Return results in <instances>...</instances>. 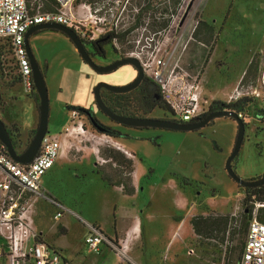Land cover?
I'll return each mask as SVG.
<instances>
[{
  "label": "rangeland",
  "instance_id": "374dc122",
  "mask_svg": "<svg viewBox=\"0 0 264 264\" xmlns=\"http://www.w3.org/2000/svg\"><path fill=\"white\" fill-rule=\"evenodd\" d=\"M159 1L151 0L154 5ZM40 4L42 10L54 7L48 1ZM130 7L128 0H97L94 3L76 0L73 3L71 12L81 19V29L86 31L81 41L97 65H108L130 52L144 58L157 44L149 30L138 28L129 33L124 42L113 40L106 44L104 58L91 54L90 38L96 39L112 28L120 32L130 25L133 15L138 13L137 8L129 10ZM80 11L83 17L79 15ZM151 13L149 11L146 18ZM200 20L213 28L211 37L206 36L208 28L202 26L196 30L197 35L193 34ZM166 34L172 39L171 45L178 37L186 44L181 66L190 75L199 72L202 95L209 101L226 104L247 98L239 111L245 135L239 155L231 166L244 180L251 176L252 179L261 178L264 175V103L251 92L263 89L264 0H183L157 41ZM28 42L48 90V132L63 134L64 128L73 126L72 121L75 126L80 121L83 123V132L62 135L66 141L65 154L80 161L87 155L83 152L88 148L94 151L96 145L116 149L115 141L133 143L134 155H126L133 161L140 178L138 198L135 202H125L117 191L100 179L98 168L110 175L113 173L107 161L100 157L99 148L94 156V167L88 171L68 170L64 165L59 167V161H56L43 176L42 187L49 199L57 204L43 198H26L27 214L32 218L35 233H40L43 239L60 249L73 264H117V258L105 248L98 254L86 249V223H96L109 238L117 234V239H123L126 235L119 233L122 220L115 223V217L117 213L119 217L124 215L126 209L133 211L141 221L139 239L129 241V255L138 264H237L241 257L240 233L234 240H230L228 233L223 236L217 231L212 236L197 235L190 223L197 216H228L233 218L228 225L229 231H239L243 226V210L251 205L249 201L243 204V199L250 190L234 182L225 170V161L233 149L237 131L234 120L217 117L195 131L124 127L97 109L94 97L89 93L98 82L111 85L131 82L135 72L130 65H122L113 73L98 74L82 61L64 34L52 29L33 33ZM251 62L252 70L241 82ZM91 79L97 82L88 91ZM101 98L119 114L162 118V112L157 108L150 114H143L136 90L120 94L101 91ZM154 98L158 99V94H154ZM38 101L36 93L27 94L20 83L10 82L0 71V119L6 125L17 153L26 149L35 133ZM76 106L90 110L101 125L118 131L119 136L100 133L82 111L73 108ZM72 109L79 118L71 119ZM32 113H35L34 120ZM12 123L17 126V131ZM27 124L28 130L24 134ZM170 177L176 178L188 195L186 210L177 211L175 204H170V195L174 194L167 185ZM252 204V215L256 218L257 208L261 205ZM60 211L62 215L55 217ZM147 211L152 214V221L147 220ZM125 218L129 220L130 217ZM155 237L158 238L156 243ZM190 249L194 253L188 255Z\"/></svg>",
  "mask_w": 264,
  "mask_h": 264
},
{
  "label": "built area",
  "instance_id": "2783aa9c",
  "mask_svg": "<svg viewBox=\"0 0 264 264\" xmlns=\"http://www.w3.org/2000/svg\"><path fill=\"white\" fill-rule=\"evenodd\" d=\"M42 1H48L54 7L42 10ZM75 1L0 0V71L10 82L20 83L27 94L33 93L35 87L24 43L26 31L35 25L55 23L72 29L82 39L86 31L81 29V19L71 12ZM79 15H83L82 11ZM158 37L155 38L157 44L144 58L134 52L126 53L125 57L137 59L142 73L157 88L169 120L178 123L197 121L212 103L202 95L199 72L190 75L182 68L180 59L186 44L181 43V37L172 45L167 34L159 41ZM261 84L263 89L251 94L260 97L264 103V78ZM70 117L79 118L74 109L70 111ZM74 124L72 121L73 126L64 128L63 134L47 132L36 156L27 164L14 161L0 142V264H73L60 249L43 239L40 233H35L32 218L27 214L26 198H43L57 204L43 189L42 178L63 151L61 136L83 132L81 121ZM61 215L60 211L55 217ZM86 226L84 244L88 251L98 254L105 248L117 258V264H137L129 255L128 236L109 238L95 224L86 223ZM187 253L191 255L194 251L190 249ZM238 264H264V222L256 218L249 222Z\"/></svg>",
  "mask_w": 264,
  "mask_h": 264
},
{
  "label": "trees",
  "instance_id": "16d2710c",
  "mask_svg": "<svg viewBox=\"0 0 264 264\" xmlns=\"http://www.w3.org/2000/svg\"><path fill=\"white\" fill-rule=\"evenodd\" d=\"M95 1L97 0H88L89 3H94ZM182 1L183 0H160L159 2H157L158 3L157 5H154L151 2V0H128V3H130L131 6L130 8H128L129 10H132L134 8L138 9V13L133 15V21L123 31L119 32L116 29L112 28L111 31L105 33L104 35H100L98 38L89 41L88 43L92 49L91 54L94 56H98L100 58H104L105 56L104 46L106 44L111 43L113 40H116L120 43L124 42L125 37L129 33H131L132 31L138 28H145L149 30L154 35V38H157L159 34L164 32L169 27L173 15H175L177 8L179 7ZM160 4L162 5V7L159 6ZM149 11H151L152 13L146 18V14ZM201 26L203 28L204 27L208 28V33L206 36L211 37L213 33V28L210 25H208L206 22L201 20L198 22V25L196 26L193 34L197 35L196 30ZM251 70H252V62L247 67L246 73L244 74L241 82L246 80ZM33 93H36V91H34ZM113 94H117V93H113ZM154 94H159L158 90L150 81H148L145 97L143 98L142 101V104L147 108V111L152 110V108H154L155 106H160L164 108L161 99L158 100L154 99ZM245 100H247L246 97L226 104H223L218 101H214L213 104L216 105V108L217 106H219L221 109L223 107L225 108V110H230L239 113L242 106L241 103ZM104 101L105 103H107L106 100ZM73 108L80 110L84 114H86L91 125L94 128H96L100 133H104L114 137L119 136L118 131H114L109 127H105L101 125L95 119L94 115L91 116L92 113H88L84 109L77 106ZM13 126L15 128V131H17V126L14 124ZM99 154L100 157H102L107 161L108 167L110 171H112L113 173V175H110L104 170L98 168L97 172L100 173V179L103 182H105V184L108 186L120 187L122 194L132 196L135 193V187L132 183V172L134 171L133 161L129 157H127V155L124 152L119 151L118 149H115L114 147L111 146L99 148ZM130 154L134 155L133 153ZM147 177L148 176H146V178ZM249 190L250 193L243 199V204H246L249 201L251 202V205H249L247 208L243 210V226L241 227V230L239 231L235 229L232 231L228 230L229 222L230 220H233V218H230L228 216H223L218 218L197 216V217H193L190 221L194 232L197 235L204 234L210 236H212L213 233H216V231L218 233H221L223 236L225 235V233H228L230 236V240H234L236 235L240 233L241 243L239 246H240V251L242 252L247 227L249 222L253 218L252 215L253 202H257L258 204L261 205L260 207L257 208V213L255 217L258 221L264 222V185L259 187H252L249 188ZM238 263L239 260L237 261V264Z\"/></svg>",
  "mask_w": 264,
  "mask_h": 264
},
{
  "label": "water",
  "instance_id": "95a60500",
  "mask_svg": "<svg viewBox=\"0 0 264 264\" xmlns=\"http://www.w3.org/2000/svg\"><path fill=\"white\" fill-rule=\"evenodd\" d=\"M45 29L60 31L62 34H64L73 44L74 48L78 52L82 61L85 64L89 65V67L98 74L113 72L122 65H130L136 71L135 78L127 84L111 85L106 82H98L93 87L92 95L94 97V102L97 109H99L103 114H105L110 120L133 128L150 127V128L166 129V130H177V131H195L208 125L210 121L214 120L217 117L223 116V117L232 118L237 124V131H236L233 149L225 161V170L228 176L234 182H236L238 185H241L243 187L252 188V187H259L264 185V176H262L259 179L244 180L235 173V171L231 166L232 161L239 153L245 131L244 123L242 119L234 111L225 110V109L217 110L209 113L203 120L193 123H178L171 120H162V119L146 118V117H128V116L119 115L105 105V103L101 98L100 91L101 89H106L114 93H124L134 89L143 78L142 69L137 59L133 57H123L113 61L108 65H97L92 61L90 55L86 52L84 44L81 41V39L77 36V34L72 29L55 23H45V24L35 25L30 29H28L24 36V43L32 69L33 84L39 99L37 106L38 124L35 129V133L31 141L29 142L28 146L26 147V149L22 153H17L13 147L6 125L0 119V142L6 147L7 153L14 161L22 164H27L31 162V160L36 156L39 150L43 136L48 132L47 127H48L49 110H50L48 90L44 79V75L40 70L36 59L34 58V55L31 52V48L28 42L30 35H32L37 31H41ZM84 110L87 111L88 113H92L90 110L87 109ZM120 151L131 156V154L127 153L126 151L123 150Z\"/></svg>",
  "mask_w": 264,
  "mask_h": 264
},
{
  "label": "crops",
  "instance_id": "0c3cea01",
  "mask_svg": "<svg viewBox=\"0 0 264 264\" xmlns=\"http://www.w3.org/2000/svg\"><path fill=\"white\" fill-rule=\"evenodd\" d=\"M97 81H93L92 79L89 81V85H88V91H91V89H92V86L96 83ZM15 86V85H14ZM14 86H12V87H14ZM90 95H91V97H93V95H92V91L89 93ZM90 103H91V101H90ZM92 104V103H91ZM75 105H77V104H75ZM1 112V111H0ZM2 113V112H1ZM32 120H34V117H35V113H32ZM31 120V119H30ZM13 124V123H12ZM16 124V123H15ZM28 124H30V121L28 122ZM28 124H27V126H26V131H25V133L24 134H26L27 133V130H28ZM67 125V124H66ZM65 125V126H66ZM61 133V132H60ZM61 140H62V147H63V151H62V153L60 154V156L56 159V161H59V163L58 164H60L59 165V167H62L63 165V167H65L66 169H79L81 172H83V171H88V169H90V168H93L94 167V165H93V160H94V156H95V154H97V150H98V145H96L95 146V148H94V151L92 150V149H87L86 151H84L83 152V154L84 153H87V155H83V157H82V159L80 160V161H77V160H72V159H70L66 154H65V149H66V146H65V143H66V141L62 138V136H61ZM126 142H130V141H128V140H125ZM121 145H122V147L125 149V151L127 152V153H133V151L134 150H136L135 148H134V145H132L131 143H120ZM81 148V147H80ZM80 150H82V148L80 149ZM76 151H79V149H76ZM94 154V155H93ZM134 154V153H133ZM55 161V162H56ZM54 165V164H53ZM53 167V166H52ZM51 167V168H52ZM50 168V169H51ZM49 169V170H50ZM48 170V171H49ZM47 171V172H48ZM90 171V170H89ZM91 172V171H90ZM92 173V172H91ZM95 173V172H94ZM96 175H98L97 173H96ZM140 178H139V175L137 174V172H135V169H134V171L132 172V183H133V185H134V187H135V193L132 195V196H128V195H124V194H122V192H121V188L120 187H116V186H108V187H110V188H112V189H114L115 191H117V193L120 195V197H121V200L123 201V200H125V202L127 201V202H135L134 200H136L137 198H138V195H139V191H140V185H139V183H140V180H139ZM102 181V180H101ZM167 182H168V186H170L172 189H173V191H174V194H171L170 196H171V201H170V204H172L171 206H174V204H175V209L177 210V211H183V210H186V207H187V204H188V195L187 194H185L184 192H183V189L178 185V182H177V179L176 178H174V177H170V178H168L167 179ZM103 183V182H102ZM164 185H166V184H164ZM165 188V187H164ZM164 191H166V190H164ZM117 206V205H116ZM131 207V206H130ZM135 206H132V208H134ZM113 208H114V205H112V208H111V210H110V208H109V210L111 211V213H112V210H113ZM117 208V207H116ZM168 212L169 211H167V215H168ZM121 217H119V215H118V213H117V215H116V217H115V223L117 222V220H122V226H121V228H120V231H119V233H120V235H126V236H128L129 235V231H130V233L132 232V234H131V237L130 238H132V239H136L137 240V238L139 239V235H140V226H141V221L138 219V217H136L135 216V214H133V211L131 212V211H127L126 209H125V214L124 215H120ZM130 217L129 218V220H127L125 217ZM146 218H147V220L148 221H152L153 220V217H152V214L150 213V212H146ZM123 220H124V222H123ZM137 220V221H136ZM136 222H138L137 224L138 225H136ZM114 223V222H113ZM91 224H95L96 226H98L96 223H91ZM99 227V226H98ZM100 228V227H99ZM101 229V228H100ZM164 232H165V229H164ZM86 233H87V229H86ZM115 234H116V232H115ZM86 235V234H85ZM125 236V237H126ZM163 236H164V234H163ZM117 234L115 235V237L114 238H116L117 239ZM165 237V236H164ZM163 237V238H164ZM157 237H155L154 238V242L156 243L157 242ZM165 239V238H164ZM131 240V239H130ZM162 244L164 245V248H165V240H163L162 241ZM135 261V260H134ZM136 262V261H135ZM137 263V262H136ZM138 264V263H137Z\"/></svg>",
  "mask_w": 264,
  "mask_h": 264
},
{
  "label": "flooded vegetation",
  "instance_id": "af4514ba",
  "mask_svg": "<svg viewBox=\"0 0 264 264\" xmlns=\"http://www.w3.org/2000/svg\"><path fill=\"white\" fill-rule=\"evenodd\" d=\"M77 34V33H76ZM77 36H78V34H77ZM79 37V36H78ZM81 39V38H80ZM82 40V39H81ZM32 52V51H31ZM33 54V53H32ZM35 58V57H34ZM133 69V68H132ZM133 71L135 72V76H136V71L133 69ZM114 72V71H113ZM113 72H110V73H113ZM135 76H133V79L135 78ZM148 81H150L144 74H143V78L141 79V81H140V83L134 88V89H132V90H130V91H128V92H131V91H134V90H136V91H138L139 92V97H140V103H141V105H142V107H143V114L145 115V114H150L155 108H157V109H159L161 112H162V114H161V117L163 118H156V119H162V120H169V115L167 114V112L165 111V109L163 108V107H160V106H155L154 108H152V110H150V111H147V108L142 104V101H143V98L145 97V93H146V89H147V86H148ZM152 84H153V82L152 81H150ZM154 85V84H153ZM155 86V85H154ZM101 91H105V92H107V93H109V94H113L114 92H111V91H108V90H106V89H101ZM101 91H100V95H101ZM128 92H124V93H128ZM117 94H120V93H117ZM158 96H159V98L158 99H160V95L158 94ZM155 100H158V99H156V98H154ZM104 103H105V101H103ZM107 102V101H106ZM105 105L107 106V107H109L110 109H111V107L109 106V104L108 103H105ZM222 107V106H221ZM222 109H224L223 107H222ZM221 109V110H222ZM112 110V109H111ZM113 110H115V109H113ZM214 111H217L216 110V105H214L213 104V102L210 104V106L208 107V110H207V112L204 114V115H202L197 121H200V120H203L209 113H211V112H214ZM116 113V112H115ZM236 113V112H235ZM240 113V112H239ZM239 113H236L240 118H241V114H239ZM117 114H119V113H117ZM86 115V114H85ZM119 115H123V116H128V117H138V116H133V115H127V114H123V112H120V114ZM91 116H93V113L91 114ZM158 116V115H157ZM156 116V117H157ZM204 116V117H203ZM95 117V116H94ZM140 117V116H139ZM155 116H153V115H151V117H146V118H154ZM96 119V118H95ZM232 119V118H231ZM242 119V118H241ZM97 120V119H96ZM233 120V119H232ZM98 121V120H97ZM197 121H193V122H197ZM213 121V120H212ZM243 121V120H242ZM193 122H191V123H193ZM211 122V121H210ZM209 122V123H210ZM235 122V121H234ZM208 123V124H209ZM236 123V122H235ZM243 123H244V121H243ZM119 124V123H118ZM120 125H122V124H120ZM122 126H124V127H129V126H125V125H122ZM207 126V125H206ZM205 127V126H204ZM133 128V127H132ZM148 128H150V127H148ZM244 128H245V126H244ZM135 129H141V128H135ZM236 129H237V124H236ZM244 135H245V131H244ZM243 139H244V137H243ZM242 143H243V140H242ZM241 146H242V144H241ZM241 148V147H240ZM240 151V150H239ZM238 155H239V153H238ZM238 155L235 157V158H237L238 157ZM236 173V172H235ZM237 174V173H236ZM264 176V175H263ZM248 180H253L252 179V176L251 177H248Z\"/></svg>",
  "mask_w": 264,
  "mask_h": 264
},
{
  "label": "bare ground",
  "instance_id": "6f19581e",
  "mask_svg": "<svg viewBox=\"0 0 264 264\" xmlns=\"http://www.w3.org/2000/svg\"><path fill=\"white\" fill-rule=\"evenodd\" d=\"M113 144H115V145L118 147V148H117V147L115 146L116 149H120V150L125 151V149L122 147V145L120 144V142L115 141ZM127 155H128V154H127ZM136 225H138L137 222H136ZM128 233H129V235H128V241H130V239H131L130 237H131L132 232L130 233V231H129Z\"/></svg>",
  "mask_w": 264,
  "mask_h": 264
}]
</instances>
